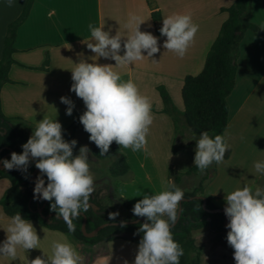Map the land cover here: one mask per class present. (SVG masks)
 <instances>
[{"label":"crops","instance_id":"1","mask_svg":"<svg viewBox=\"0 0 264 264\" xmlns=\"http://www.w3.org/2000/svg\"><path fill=\"white\" fill-rule=\"evenodd\" d=\"M236 0H35L26 21L18 28L14 44V63L10 69V83L1 88L2 111L7 117L22 118L36 127L37 122L47 117L62 124L63 132L73 125L86 110L82 99L70 91L73 83L71 70L80 60L99 64L115 61L95 57L87 48L93 42L89 24L104 26V31L115 35L118 31L126 37L131 29L127 26L131 15L141 23L140 31L151 32L158 37L159 52L151 58L119 65L113 68L121 80L131 79L142 95L152 104L153 123L147 136L146 150L133 152L120 148L131 167L129 177L113 181L118 196L137 203L144 195H155L164 190L168 181L176 174H186L194 165L196 143H190L173 152L175 129L172 119L164 113V104L159 87L170 94L175 106L184 110L182 89L186 77L199 75L205 66L210 49L219 36L228 13ZM27 0H13L9 7L7 0H0V61L9 25L21 15ZM159 12L161 21L154 24L153 13ZM190 14L199 25L193 43L183 58L163 47L166 37L157 33L163 18L169 15ZM251 21L263 33L247 32L240 44L236 86L230 97L229 122L225 131L231 154L216 164L217 174L211 180L205 193L217 205H223L225 196L232 191L248 186L253 190L264 188V174L257 173L254 163L264 162V4L253 0ZM122 48L120 54H124ZM147 56L146 52H142ZM157 63H153L152 60ZM48 62V63H47ZM70 98L75 108L71 116L66 115L67 105L60 97ZM89 139L83 125L76 136ZM32 135V133H31ZM227 165L239 166L240 176H234ZM200 179L201 175L184 176L180 188ZM7 179H0V201L10 188ZM196 188V187H195ZM166 218V217H165ZM9 221L0 204V244L6 239L4 228ZM40 238L38 249L17 248V257L0 256V264H28L37 256L52 255V243L68 242L82 257L81 264H133L138 244L125 239L101 241L90 245L71 234L50 230L36 221H31Z\"/></svg>","mask_w":264,"mask_h":264},{"label":"clouds","instance_id":"2","mask_svg":"<svg viewBox=\"0 0 264 264\" xmlns=\"http://www.w3.org/2000/svg\"><path fill=\"white\" fill-rule=\"evenodd\" d=\"M13 6V0H7ZM136 15H131L127 26L131 29L126 37L119 31L110 35L103 27L88 25L93 42L87 48L95 57L114 60L115 66L131 65L133 62L151 58L159 52L158 37L151 32L140 31ZM199 25L194 23L190 14L175 13L163 18L160 35L166 37L163 47L183 58L193 43ZM123 39L124 54L121 55ZM142 52H146L147 56ZM153 63H157L154 59ZM71 70L73 81L70 91L82 99L86 110L79 116V122L89 133V140L100 150V156L109 153L113 142L120 148H130L133 152L146 150L147 136L153 123L152 104L142 95L131 80L123 81L111 64H99L80 60ZM67 105L66 115L71 116L75 108L68 97H60ZM196 141L193 165L199 172H205L214 162H223L229 144L225 135H215L208 131L200 133ZM77 140L63 138L62 124L47 117L37 125L26 143L22 153H11L4 159L7 170L27 172L32 160L39 170L34 187V199L50 202V211L56 212V219L63 218L70 233L76 231L73 223L82 212L92 205L89 200L94 187V175L90 171L87 145L79 148L74 155ZM257 173L264 174V162L254 163ZM47 177V184L44 177ZM184 200V191L168 181L164 190L155 195H144L134 204L132 212L136 217L146 218L140 224L137 234L143 233L133 264H180L184 255L183 247L173 239L172 226L178 219V208ZM224 212L229 220L226 225L227 243L234 249L236 264H264V188L253 190L248 186L238 188L225 196ZM118 212L109 213L115 220ZM166 217V218H165ZM121 227L126 222L121 221ZM6 239L0 244V256L17 257V248L38 249L40 238L33 223L19 212L9 218L4 228ZM202 235V234H201ZM82 257L68 242L54 241L52 255L48 258L37 256L28 264H81ZM124 264H129L127 260Z\"/></svg>","mask_w":264,"mask_h":264},{"label":"trees","instance_id":"3","mask_svg":"<svg viewBox=\"0 0 264 264\" xmlns=\"http://www.w3.org/2000/svg\"><path fill=\"white\" fill-rule=\"evenodd\" d=\"M34 1L27 0L19 18L9 25L4 41L3 56L0 61V94L2 86L11 82L9 73L14 63L13 54L17 31L28 18ZM252 2L253 0H236L231 7L223 10L228 13V18L222 25L219 36L208 53L203 71L197 76H188L185 79L182 89L183 111L175 106L170 94L164 87L158 88L164 104V113L172 119L174 124V153L187 144L196 143L193 139L194 135L198 139L203 131H208L213 138L215 135H225L230 114L228 98L236 86L240 44L249 31L263 33V30L250 19ZM153 21L156 25L160 23L161 15L159 12L153 13ZM157 33L160 35L159 28H157ZM81 126L82 124L78 119L63 132V138L67 141L75 139L78 145L76 134ZM34 129V125L22 118L7 117L2 111L0 97V161L2 159L10 160L12 152L22 153V145L27 142ZM90 143L93 157L98 161L107 163L106 171L111 180L119 181L131 175V167L121 153L119 145L113 142L109 153L100 156L99 148L94 142L90 141ZM76 147L73 150L74 154ZM230 154V150H227L224 158L228 159ZM1 167H3L2 162H0V179L9 180L11 185L0 201L5 215L9 218L19 212L25 219L36 221L50 230L71 234L76 239L90 245L119 238L139 243L143 236V233L137 234L140 224L143 223L139 222L126 225V227H121V225L108 226L94 237H86L82 229L85 217L87 218L86 231L88 233L105 223L121 222L117 219L110 220L109 213H112V210L99 205L92 197L89 200L92 207L73 220L76 231L70 233L63 218L56 219L57 213L50 211L49 201L34 199V172L37 170L35 160L31 161L27 172L16 169L7 170ZM216 174L215 162L203 173L199 172L195 166L186 174H176L171 169V175L174 177L173 183L178 187H180L182 177L201 175L199 185L193 191L184 193V200L181 202V218L171 228L173 239L184 249V255L180 257V264H199L198 258L194 256L193 232L207 228L216 237L224 240L230 231L225 225V213L209 212V210L224 209L226 206V201H223V205H217L205 193L207 184L215 178ZM38 175H40L39 170L36 176ZM44 179L47 184V177L45 176ZM114 191L118 195L116 186H114ZM204 199L206 200L205 207ZM120 200L124 210L129 215V218L124 221L144 218L134 216L132 212L134 205L129 201L122 198ZM41 209L42 212L40 213ZM49 215L52 216L46 219L45 217Z\"/></svg>","mask_w":264,"mask_h":264},{"label":"rangeland","instance_id":"4","mask_svg":"<svg viewBox=\"0 0 264 264\" xmlns=\"http://www.w3.org/2000/svg\"><path fill=\"white\" fill-rule=\"evenodd\" d=\"M78 145L76 147L77 155L81 146L87 145L90 149L89 163L90 171L94 175L95 191L91 197L98 202L99 205L112 210V213L118 212L119 215L115 218L120 221L127 220L129 215L122 206V201L114 191V182L107 175V163L96 160L91 153V143L89 139L82 135L77 136ZM225 159V158H224ZM224 161H228L225 159ZM227 170L234 176H240L242 169L235 165L230 168L227 165ZM201 178L195 179L187 183L186 189H181L185 192H191L199 185ZM202 234V235H201ZM195 240L194 256L198 258L199 264H236L233 253L234 249L228 245L227 239L221 240L211 233L207 228L195 231L192 233Z\"/></svg>","mask_w":264,"mask_h":264},{"label":"water","instance_id":"5","mask_svg":"<svg viewBox=\"0 0 264 264\" xmlns=\"http://www.w3.org/2000/svg\"><path fill=\"white\" fill-rule=\"evenodd\" d=\"M2 160H4V159H2ZM1 168L3 169L4 167H1ZM37 172H38V169L34 172V179H35V181H36V178H37V176H36L37 175ZM34 187H35V185H34ZM197 198H199V197H197ZM205 205H206V200L204 199V207H205ZM41 212H42V209L40 210V213ZM209 212H211V213H225L224 212V209L209 210ZM181 215H182V206H181V203H180V206H179V209H178V219H177L176 223L172 227H174L179 222V220L181 218ZM51 216L52 215H49V216H47L45 218L48 219ZM145 220H146V218H139V219H136V220L124 221V222H126V225H131V224H137L139 222H145ZM86 223H87V218L85 217L82 229H83V232H84L85 236L86 237H89V238L94 237L97 233H99L101 230H103L104 228H106L108 226H115V225L118 226V225H121V222H119V223H115V222L105 223V224L97 227L92 232L88 233L86 231ZM228 223H229L228 218L225 216V225H227Z\"/></svg>","mask_w":264,"mask_h":264}]
</instances>
